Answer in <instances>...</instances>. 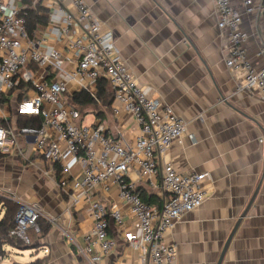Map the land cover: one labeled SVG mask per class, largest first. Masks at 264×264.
Here are the masks:
<instances>
[{
    "label": "crops",
    "instance_id": "crops-1",
    "mask_svg": "<svg viewBox=\"0 0 264 264\" xmlns=\"http://www.w3.org/2000/svg\"><path fill=\"white\" fill-rule=\"evenodd\" d=\"M38 2L48 22L51 1ZM85 2L104 29L112 31L120 57L144 92L161 106L170 105L187 123V132L173 141L162 155L161 165L172 163L185 175L207 174L203 204L185 213L166 233V242L177 249L175 264H218L232 232L220 264H264V100L256 90L240 89V78L226 65L229 35L218 25L216 0ZM231 3L243 15L247 58L259 70L264 67L263 0H252L254 10L249 13L241 0ZM46 26L39 25L35 37L41 38ZM42 45L72 55L62 42L46 41ZM64 69L75 70V63L66 61ZM58 76L67 83L65 96L89 88L99 101L97 81L87 84L83 78L54 72L50 79ZM106 91L102 99L110 95L111 100L114 90L109 81ZM31 93L29 86L9 93L0 116L14 121L17 101ZM104 103L86 106L103 107V117L98 118L90 110L80 114V122H100L107 135L134 143L140 131L134 117L121 106L116 113L115 98L109 108ZM18 142L21 155L6 154L0 159V198L10 194L16 201L36 204L52 223L48 233L39 235L28 255L18 262L45 258L47 264H90L77 252L78 246L86 244L89 217L79 204L71 206L70 198L58 186L60 165H50L35 151L34 136L21 135ZM61 163L69 165L70 176L81 175L82 166L69 151H64ZM129 177L147 197L153 196L152 206L157 207L159 199L162 201L161 180L156 187H150L139 178L135 167ZM95 197L108 204L120 202L116 186L109 193L101 190ZM4 213L0 202V220ZM109 232L118 245L103 263L138 264L139 251L126 242L114 222ZM3 249L0 264L11 263L14 256L8 253L10 249L21 251L10 244L3 245Z\"/></svg>",
    "mask_w": 264,
    "mask_h": 264
},
{
    "label": "built area",
    "instance_id": "built-area-1",
    "mask_svg": "<svg viewBox=\"0 0 264 264\" xmlns=\"http://www.w3.org/2000/svg\"><path fill=\"white\" fill-rule=\"evenodd\" d=\"M50 1L46 29L37 38L27 28L29 4L24 0H0V110L5 102L2 99L20 89L24 82L30 84L32 93L18 101L16 114L43 118L39 127L7 129L0 125V159L6 154L21 155L18 138L24 135L35 137L34 149L46 162L60 165L58 186L70 198L71 206L79 204L89 217L86 244L78 246L77 252L90 264H104L103 260L117 248V240L109 232L111 222L123 231L126 242L139 251L138 264H175L177 249L166 242V233L185 213L199 208L206 196V173L185 175L172 163L161 165L160 159L173 141L187 132V123L170 105L161 106L144 92L120 57L112 31L104 29L85 0ZM241 1L246 12L254 10L252 0ZM30 3L40 6L38 0ZM216 5L218 25L227 29L229 35L230 56L226 65L240 78V89L256 90L264 100V67L255 69L247 58L248 35L242 29V13L231 0H216ZM260 9L264 12V0ZM46 41L64 43L72 55L45 48L42 42ZM66 61L75 63L76 69L66 71ZM53 72L83 78L87 84L108 79L118 103L113 110L119 113L121 106L140 127L135 142L107 135L100 122H80V113L65 96L67 83L60 76L50 79ZM64 147L80 162V176H70L69 165L61 163ZM134 167L150 187H156L161 180L160 207L143 200L142 192L129 177ZM114 186L118 188L119 203L108 204L95 197L101 190L109 193ZM8 197L14 199L10 194ZM17 202L15 228L10 235L29 245V232L39 231L38 220L44 214L36 204ZM2 259L0 255V262Z\"/></svg>",
    "mask_w": 264,
    "mask_h": 264
},
{
    "label": "trees",
    "instance_id": "trees-1",
    "mask_svg": "<svg viewBox=\"0 0 264 264\" xmlns=\"http://www.w3.org/2000/svg\"><path fill=\"white\" fill-rule=\"evenodd\" d=\"M25 3H28V9L26 11V19H27V28L32 37L36 35V31H38V26L42 25L45 26L47 24V17H45L43 14H41L42 8L39 6L33 7V5L30 3V0H24ZM107 81H109L106 78H100L97 80L96 85L99 90V101L97 100L94 95L88 91L84 90L82 92H78L73 94L72 96L69 97V103L83 116L84 114H87L89 110H93L96 112V115L98 118H101L104 116L103 112V107H86L89 105L92 106H97L99 102L106 103V108H109L110 105H112L115 95L111 96V100H108L110 95L107 96V99L105 97V100L102 98L107 94L106 92V84ZM27 84L22 82L20 84V89H23ZM30 86V84L27 85V87ZM11 93V92H10ZM20 97V95L18 96ZM20 100V99H19ZM2 101H6L5 98L2 99ZM104 103V104H105ZM18 101L16 103L17 107ZM16 107H14V112L16 114ZM93 108V109H92ZM111 108V107H110ZM83 113H82V112ZM43 121V118L40 115H35V114H17V117L14 121H12L11 117L10 118H4L0 116V125L4 126L7 129H12V128H20L23 126H35L39 127L41 126ZM56 166V165H55ZM59 166V165H58ZM58 172H60V166L58 168ZM143 200L152 205V199L153 196L147 197L144 193H142ZM1 204L5 208V213L0 220V255H4V249L3 245L5 244H10L12 246H18V243L14 242L13 239L19 240L23 245V241L20 239L13 237L10 235V231L15 228V214L17 212L19 203L15 201L13 198L5 197V198H0ZM162 204V201L159 199V202L157 204V207H160ZM43 220V221H41ZM38 224L41 226L40 231L42 232V236L44 237L49 229H50V223L46 219H42V216L38 220ZM33 230V229H31ZM30 230V232H31ZM29 232V233H30ZM30 236V235H29ZM30 244L25 245L26 247H30L33 244L32 238L30 237ZM37 261L32 262L30 264H35Z\"/></svg>",
    "mask_w": 264,
    "mask_h": 264
},
{
    "label": "rangeland",
    "instance_id": "rangeland-1",
    "mask_svg": "<svg viewBox=\"0 0 264 264\" xmlns=\"http://www.w3.org/2000/svg\"><path fill=\"white\" fill-rule=\"evenodd\" d=\"M18 96V95H17ZM93 109V108H92ZM91 110V109H90ZM89 110V111H90ZM12 113H13V109H12V111H11ZM82 112V111H81ZM83 113V112H82ZM16 201V200H15ZM17 202V201H16ZM42 219H46L48 222H49V219L44 215V216H42ZM41 221H43V220H41ZM49 223H51V222H49ZM52 224V223H51ZM41 226L39 225V228H40ZM29 235H30V237L32 238V241H35L36 240V238L40 235H42V232L41 231H39V232H36L35 230H32L30 233H29ZM13 241L14 242H16V243H18V246H16L17 248H19L21 251H18V253H15L14 252V250L13 249H10V251L8 252L9 254H12L13 256H14V258L12 259V261H11V263L10 264H30V263H32V262H35V261H37L35 264H47V260L45 259V258H42V259H36V260H32V261H30V262H18V261H21V259H23L22 257H25V256H27L28 255V251L29 250H31V248L30 247H32V246H30V247H25V246H23V244L19 241V240H14L13 239ZM33 248V247H32ZM26 251L27 253H25V254H20V253H24V252ZM17 260V261H16Z\"/></svg>",
    "mask_w": 264,
    "mask_h": 264
},
{
    "label": "water",
    "instance_id": "water-1",
    "mask_svg": "<svg viewBox=\"0 0 264 264\" xmlns=\"http://www.w3.org/2000/svg\"><path fill=\"white\" fill-rule=\"evenodd\" d=\"M233 234H234V233L232 232L231 235L229 236V238L227 239V242H226L225 248H224V250H223V253H222V255H221V258H220V261H219L218 264H220V262L222 261V258H223V255H224V252H225L226 248L228 247V245H229V243H230V241H231V239H232Z\"/></svg>",
    "mask_w": 264,
    "mask_h": 264
}]
</instances>
